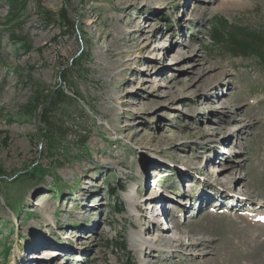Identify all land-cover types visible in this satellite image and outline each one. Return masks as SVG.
I'll return each mask as SVG.
<instances>
[{"label":"rangeland","instance_id":"374dc122","mask_svg":"<svg viewBox=\"0 0 264 264\" xmlns=\"http://www.w3.org/2000/svg\"><path fill=\"white\" fill-rule=\"evenodd\" d=\"M220 18L264 38V0H0V264H264V65Z\"/></svg>","mask_w":264,"mask_h":264},{"label":"trees","instance_id":"16d2710c","mask_svg":"<svg viewBox=\"0 0 264 264\" xmlns=\"http://www.w3.org/2000/svg\"><path fill=\"white\" fill-rule=\"evenodd\" d=\"M67 8L63 7L57 14V20L67 25L69 30L74 31L75 25L73 21L69 18ZM209 40H210V47L217 48L218 53L221 54H228L233 57H248V56H256L259 59V63L264 65V38L261 39L259 36H252L249 40L245 37V29L239 27H233L224 19H218L215 21L213 26L209 29ZM244 37V38H243ZM257 39V40H256ZM20 47L25 48L27 44L21 41ZM65 96L64 92L61 89L56 90L53 92L49 98V95H46L44 98L43 107L40 108V116L42 118L43 124L50 123V109L51 106L56 102L57 99H61ZM35 100L38 99L37 97L34 98ZM35 106V103L32 101ZM33 106V105H32ZM31 106V107H32ZM35 169L33 167L29 170L26 174H31L32 171ZM33 175V174H32ZM18 177V176H17ZM116 187L111 189V194L119 200V195L121 192L124 191L125 185L116 183ZM124 203L119 200L118 206L115 209V213H121L124 211ZM122 251H126L127 246L124 240L122 239L119 246ZM125 264H135L132 262V257L128 252L125 254Z\"/></svg>","mask_w":264,"mask_h":264},{"label":"bare ground","instance_id":"6f19581e","mask_svg":"<svg viewBox=\"0 0 264 264\" xmlns=\"http://www.w3.org/2000/svg\"><path fill=\"white\" fill-rule=\"evenodd\" d=\"M200 8H201V6L200 5H196L195 6V10L196 11H199L200 10ZM203 73H204V71H203ZM156 194H154V196H155ZM231 196V195H230ZM152 198H153V196H151ZM151 198V199H152ZM236 199V198H235ZM138 205V204H137ZM156 206H158V204L156 205ZM153 208H156V209H158V207H153ZM255 208V207H254ZM133 210L134 211H139L137 208H135V207H133ZM249 211V210H248ZM253 212H255V210L253 211ZM157 213H159L158 212V210H157ZM252 213V212H251ZM261 213V212H260ZM252 214H254V213H252ZM155 216H156V213H155ZM244 217V220L247 222V223H252V225H255V226H260L261 228H264V214L263 215H261V214H256V215H254V217L253 216H250V215H244L243 216ZM156 221H158V220H156ZM256 221H258V223H256ZM161 225H162V223H163V221H158ZM156 225V224H155ZM164 226H161V228H163ZM155 228V227H154ZM156 228H158V225H156ZM155 228V229H156ZM155 233H157L158 234V236L159 237H162V233H158V232H155ZM172 236V235H171ZM171 236L168 238V241H181L180 239H179V237L177 238V234L175 235L174 234V239H172L171 238ZM253 236V235H252ZM154 241H159V238H156V239H154ZM208 242V240H206L205 241V239H201L200 241H199V244H202V245H205L206 243ZM159 242H157V243H153V242H148V244H149V248H151V246H154V245H157ZM168 245H170V243L168 242ZM36 249L37 248V245H35V244H31V245H29L28 246V248H27V250H32V249ZM154 249V248H153ZM56 254V256H59V255H61V253H56L55 251H48V250H45L44 251V254H42V256H46V257H48V256H50L51 258H47V259H54V257H53V255H55ZM46 259V260H47ZM28 258L27 257H25L24 258V264H27V262H28Z\"/></svg>","mask_w":264,"mask_h":264}]
</instances>
